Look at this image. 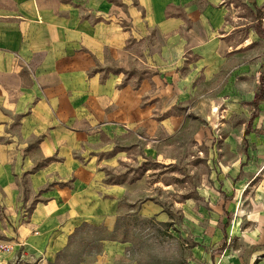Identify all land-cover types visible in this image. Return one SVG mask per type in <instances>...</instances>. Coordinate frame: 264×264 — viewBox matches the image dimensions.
<instances>
[{"label":"crops","instance_id":"0c3cea01","mask_svg":"<svg viewBox=\"0 0 264 264\" xmlns=\"http://www.w3.org/2000/svg\"><path fill=\"white\" fill-rule=\"evenodd\" d=\"M227 1L0 0V239L13 245L0 264L31 257L54 264L82 225L114 230L132 184L107 180L117 155L100 142L131 118L133 95L148 84L126 80L131 44L160 34L157 55L169 67L185 52L209 56ZM55 179L70 185L47 188ZM101 242L102 251L80 264L123 257L124 243Z\"/></svg>","mask_w":264,"mask_h":264},{"label":"rangeland","instance_id":"374dc122","mask_svg":"<svg viewBox=\"0 0 264 264\" xmlns=\"http://www.w3.org/2000/svg\"><path fill=\"white\" fill-rule=\"evenodd\" d=\"M257 2L264 21V0ZM225 8L209 56L185 52L169 67L170 60L158 56L160 34L150 31L132 42L126 80L148 84L133 95L131 118L115 125L114 138L101 135L100 142L117 155L105 170L107 180L130 182L132 200L123 204L113 231L78 228L54 264L95 257L104 238L125 244L114 264L264 262V100L248 124L264 40L250 25L252 0H228ZM21 181L26 190L27 178ZM56 183L70 180L46 187Z\"/></svg>","mask_w":264,"mask_h":264},{"label":"trees","instance_id":"16d2710c","mask_svg":"<svg viewBox=\"0 0 264 264\" xmlns=\"http://www.w3.org/2000/svg\"><path fill=\"white\" fill-rule=\"evenodd\" d=\"M255 7V19L256 22L253 24L254 31L257 34L258 37L264 39V24L262 21L263 18V11L254 3ZM264 98V63L262 64V70L259 75V86L257 91L254 94V98L252 100V105L254 108V111L258 109V105L260 100ZM254 112L251 118L254 116ZM248 128L245 130V134H248ZM222 247H225V244H223Z\"/></svg>","mask_w":264,"mask_h":264},{"label":"built area","instance_id":"2783aa9c","mask_svg":"<svg viewBox=\"0 0 264 264\" xmlns=\"http://www.w3.org/2000/svg\"><path fill=\"white\" fill-rule=\"evenodd\" d=\"M13 251V245L7 240L0 239V255L9 254Z\"/></svg>","mask_w":264,"mask_h":264}]
</instances>
